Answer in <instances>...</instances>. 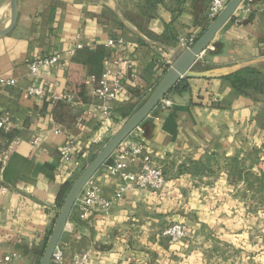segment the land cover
<instances>
[{"label": "crops", "instance_id": "obj_1", "mask_svg": "<svg viewBox=\"0 0 264 264\" xmlns=\"http://www.w3.org/2000/svg\"><path fill=\"white\" fill-rule=\"evenodd\" d=\"M209 2L17 0L16 23L0 36V76L16 81L0 88V114L11 117L9 132L0 130V264H9L8 256L38 264L61 207V188L102 147L92 144L102 127L88 115L96 101L93 74L73 62L79 52L119 37L132 43L106 48L112 60H132L113 106L112 136L159 82L175 51L211 24ZM263 7L264 0H252L244 21L225 23L197 65L229 74L249 67L259 76L241 90L224 76L183 79L184 89H171L163 98L171 106L159 103L125 139L144 143L165 173L164 187L129 190L86 221L75 205L58 244L64 264L85 253L90 264H264ZM10 19V0H0V28ZM51 55L60 63L32 76L30 61ZM31 84L47 95L27 94ZM77 85L79 95L72 91ZM65 92L76 102L48 96ZM68 137L75 141L73 163L59 154ZM110 160L90 179L106 198L118 181L107 172ZM174 222L189 229L177 242L161 234Z\"/></svg>", "mask_w": 264, "mask_h": 264}, {"label": "built area", "instance_id": "obj_2", "mask_svg": "<svg viewBox=\"0 0 264 264\" xmlns=\"http://www.w3.org/2000/svg\"><path fill=\"white\" fill-rule=\"evenodd\" d=\"M229 1L230 0H210L207 8V16L210 22H213L222 13ZM251 3L252 0L242 1L233 16L236 22L244 21L247 15L251 13ZM262 9H264V7ZM195 41L196 39H191L188 44H186L187 47L192 46ZM131 45L132 43L126 41L122 37L108 39L104 44L109 52L118 47L126 49ZM208 47L213 49L211 46ZM77 48H82V45H77ZM204 51L201 52V56ZM59 63V56L51 55L33 59L28 66L30 74L32 76H37L40 69L52 67ZM131 67L132 60L130 58L125 57L112 60L109 55H107L103 61V68L100 76L89 77V81L94 85L92 94L96 101L94 103V109L89 111L88 115L97 118L102 127V132L92 140V144L94 145L102 146L111 137L113 106L120 99L124 75ZM134 82L142 93L145 92L146 88L143 83L138 82L137 76L134 78ZM15 85V79L0 76V88L13 87ZM26 92L34 97H44L47 95V91L43 87L34 84L26 87ZM48 96L54 102L69 104L76 102L75 95L70 92L61 94L52 93ZM159 103H161L162 108H167L172 104L169 99H162ZM79 120L81 119L79 118ZM10 128L11 117L8 114H0V130L6 133L9 132ZM132 133L129 136H131ZM74 147L75 141L72 137H68L60 146L59 154L64 162L73 163ZM111 157L112 161L110 160V162L106 164V167L110 176L118 177L114 195L111 198L104 197L100 193L99 187L89 180L75 204L79 209V217L81 220H88L95 209L107 211L114 202L121 199L129 190H158L162 189L166 183L165 173L162 167L154 161L147 147L144 143L139 141V139L131 138L128 141L124 140ZM161 234L171 241L177 242L189 235V229L185 224L176 222L166 226ZM5 260H7L9 264H18L14 258L9 256L6 257ZM50 264H64V255L60 248L57 247L55 249ZM73 264H90L89 253L76 256L73 259Z\"/></svg>", "mask_w": 264, "mask_h": 264}, {"label": "water", "instance_id": "obj_3", "mask_svg": "<svg viewBox=\"0 0 264 264\" xmlns=\"http://www.w3.org/2000/svg\"><path fill=\"white\" fill-rule=\"evenodd\" d=\"M243 0H230L222 13L205 29L190 47H180L171 58L170 66L152 89L145 100L124 121L120 128L105 142L99 151L84 166L66 192L59 213L49 233L38 264H50L53 253L58 247L71 212L92 176L110 160L117 147L149 116L153 109L181 80L189 78H216L230 72L224 69L198 70L202 64L200 54L204 51L217 32L233 18ZM11 19L0 28V36L7 34L17 20V0H10ZM118 13V11L116 10Z\"/></svg>", "mask_w": 264, "mask_h": 264}, {"label": "trees", "instance_id": "obj_4", "mask_svg": "<svg viewBox=\"0 0 264 264\" xmlns=\"http://www.w3.org/2000/svg\"><path fill=\"white\" fill-rule=\"evenodd\" d=\"M79 58H75L73 62L77 64H82L84 67L87 68L89 73H92L93 76L99 77L100 73L102 72L103 68V61L105 57L108 55V52L106 51V47L103 45H99L95 50H89L85 49L79 52ZM80 56H84V58H80ZM258 71L253 68H243L236 72H233L231 74H228L224 76V78L230 80V82L233 84V86L237 90H241L243 88L250 87V82L252 78L258 77ZM79 85H77L78 88ZM72 89L74 93H77L76 95H79L80 89L78 88ZM175 89L181 88V83H178L175 87ZM181 89H184L182 87ZM72 182H68L66 185H64L59 193L58 196V204L59 206L62 205L64 196L66 192L68 191L70 185Z\"/></svg>", "mask_w": 264, "mask_h": 264}, {"label": "rangeland", "instance_id": "obj_5", "mask_svg": "<svg viewBox=\"0 0 264 264\" xmlns=\"http://www.w3.org/2000/svg\"><path fill=\"white\" fill-rule=\"evenodd\" d=\"M82 169H83V168H82ZM82 169H81V170H82ZM81 170H80V171H81ZM80 171H78V172L75 174L74 179L77 177V175L80 173ZM74 179H73V180H74ZM73 180H72V182H73ZM174 223H175V222H174ZM170 224H171V223H170ZM170 224H168V225H170ZM168 225H167V226H168ZM46 241H47V240H46ZM45 244H46V242H45ZM44 246H45V245H44ZM43 249H44V248H43ZM42 252H43V251H42Z\"/></svg>", "mask_w": 264, "mask_h": 264}]
</instances>
